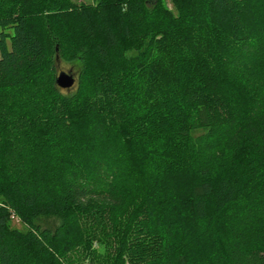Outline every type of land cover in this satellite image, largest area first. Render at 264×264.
<instances>
[{"label":"trees","instance_id":"16d2710c","mask_svg":"<svg viewBox=\"0 0 264 264\" xmlns=\"http://www.w3.org/2000/svg\"><path fill=\"white\" fill-rule=\"evenodd\" d=\"M0 26V264H264V0H0Z\"/></svg>","mask_w":264,"mask_h":264},{"label":"rangeland","instance_id":"374dc122","mask_svg":"<svg viewBox=\"0 0 264 264\" xmlns=\"http://www.w3.org/2000/svg\"><path fill=\"white\" fill-rule=\"evenodd\" d=\"M71 1L77 5H80V4L81 5H83V4L84 5H89V4L94 5L97 3V0H71ZM168 5L170 6V2H168ZM2 30L3 29L0 26V35H1ZM7 31L12 33L13 30L7 29ZM9 44H10V39H9ZM78 64H79V62L70 63V62H65V61L59 60L58 65H57L58 73H60L61 71H66V72L73 71V73L75 74V76L77 78ZM76 81H77V79H76ZM76 85H77V82L75 83L73 90L76 89ZM36 222L40 223L42 226L45 227V226H55L56 224L60 223V220L55 218V217H49V218L40 217V218L36 219ZM104 222H106V219H104ZM11 225L13 227L20 229V230L26 229V226L17 217H13V219L11 221Z\"/></svg>","mask_w":264,"mask_h":264},{"label":"water","instance_id":"95a60500","mask_svg":"<svg viewBox=\"0 0 264 264\" xmlns=\"http://www.w3.org/2000/svg\"><path fill=\"white\" fill-rule=\"evenodd\" d=\"M57 84L62 87V88H72L76 82V76L73 73V71H61L58 75H57V79H56Z\"/></svg>","mask_w":264,"mask_h":264}]
</instances>
